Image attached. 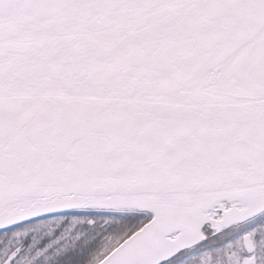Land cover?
Returning <instances> with one entry per match:
<instances>
[{"label": "snow or ice", "instance_id": "snow-or-ice-1", "mask_svg": "<svg viewBox=\"0 0 264 264\" xmlns=\"http://www.w3.org/2000/svg\"><path fill=\"white\" fill-rule=\"evenodd\" d=\"M0 264H264V0H0Z\"/></svg>", "mask_w": 264, "mask_h": 264}]
</instances>
